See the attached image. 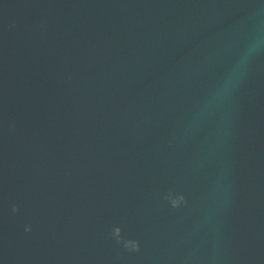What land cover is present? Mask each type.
<instances>
[{
    "label": "water",
    "instance_id": "obj_1",
    "mask_svg": "<svg viewBox=\"0 0 264 264\" xmlns=\"http://www.w3.org/2000/svg\"><path fill=\"white\" fill-rule=\"evenodd\" d=\"M0 264H264V0H0Z\"/></svg>",
    "mask_w": 264,
    "mask_h": 264
},
{
    "label": "clouds",
    "instance_id": "obj_2",
    "mask_svg": "<svg viewBox=\"0 0 264 264\" xmlns=\"http://www.w3.org/2000/svg\"><path fill=\"white\" fill-rule=\"evenodd\" d=\"M255 45L252 46V48L249 50V55L255 50ZM165 199L168 201L169 205L173 209L180 208L183 204L186 203L185 198L183 195H174L172 193H169ZM18 211V208L13 205L12 206V212L16 213ZM25 231H31L30 227H26ZM111 238L115 240L117 245H122L123 249L129 253H135L140 251V245L138 241L125 239L122 235V231L119 227H115L112 229L111 232Z\"/></svg>",
    "mask_w": 264,
    "mask_h": 264
}]
</instances>
